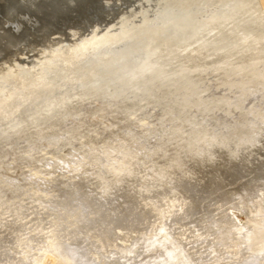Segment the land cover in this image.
I'll return each instance as SVG.
<instances>
[{"label": "rangeland", "instance_id": "rangeland-1", "mask_svg": "<svg viewBox=\"0 0 264 264\" xmlns=\"http://www.w3.org/2000/svg\"><path fill=\"white\" fill-rule=\"evenodd\" d=\"M10 1H19V0H10ZM61 1L34 0L36 4L35 5L30 4V6L28 7L36 15L35 17H37L38 14L40 15L36 18V20L30 19L31 26L29 25L22 26L19 35H16L17 37L18 36L20 37L22 35L21 39L19 40L16 39L18 40V42L15 44L12 43V45L9 46L6 43V40L0 42V48L2 50L0 52V90L2 89L0 91V99L4 98L5 96L4 92L6 90V87L9 89H16L17 86L21 87L23 84H34L35 82L37 83V80L39 79L38 75L40 76V73H42L43 71L46 72L47 70L45 69V67H43V69L42 67L38 68L37 67L38 63L40 64V62L42 61H46L50 58L54 59L57 57L59 58L62 57L63 59L61 58V60H65L67 53H63L64 55L62 54L60 55L59 53L66 52L67 51L66 49L73 48V46L76 43L83 41L84 37L87 38L88 40L92 39L93 37H97V35H100L105 30V28L109 27L110 25L115 24L116 26L119 19L120 18L123 19V17L125 20L121 19V21H126L128 19H133V18L135 21L138 20L144 21L149 17H153V15L156 12H158L161 8H163L162 7L163 3L159 0H137V1L136 0H78V1L61 0ZM144 1L147 3H145ZM210 1L211 2H208V6H214L218 3L217 0H210ZM247 1H246L247 7L250 9V6H252L250 10L254 12L253 17L250 18L248 23L251 24L255 22L254 23L255 26L246 27L245 29V27L242 26L241 24H235L232 27L226 29L227 32L223 30L222 35H221V31H218L219 33L217 32V34L218 35L220 34L221 36V37L219 36L220 38V42L218 43L219 45L215 46V48L209 47L210 42L208 41H211L209 37L208 38L209 40L208 39L205 40L207 42L205 43L207 44V46L200 47L201 48L200 51H199L198 43L196 42L195 44L191 43L194 41L193 39H195V37L197 35H200L201 33L211 36V34L212 35L216 34V32L215 30H211L212 28H208L209 30L206 28L205 30H203V32L199 29L198 30L194 29L192 31L193 32L197 31L195 32L197 35L195 33H192V31H190L189 34L187 33L183 38L188 39V42H186L187 40H184L182 38V40H184L185 43L184 41L179 43L180 47L178 48V50L175 51V54H173V56L172 55L162 56L159 60L156 61L157 63L156 65L159 66L162 70L161 74L159 75L164 76V73L179 74V75L181 74L182 75L181 80L169 79L170 81H164V82L162 80L149 81L150 83L148 84V89L144 90L145 93L144 91L143 93L140 92L138 96L135 97L136 99L134 98L132 101L135 103L131 102V104L125 102L126 99L123 98H120L119 100L117 99L114 101H110L108 98H105L101 95L99 97L98 96L93 97L90 100L82 101L77 106L72 108L73 110L72 109L65 110L66 113L63 111L60 114L62 116L60 117L57 116L54 120V122L56 123L52 122L48 126H46L45 131L42 135L43 137L41 136L40 138L28 143L25 142L24 137L21 134L15 137L14 139H12L11 141H9L8 144L6 143L3 147L1 146L0 148V210H1L0 214L1 215L0 216L6 215V213H3V211H7L9 209L17 210V212L20 213L18 216L19 223L17 220L11 223L10 226L11 233H8V235L10 236L11 234H14L13 231L17 229H19L20 232H23V234L21 233L22 234L21 236V234L18 231H15V233H18L20 237L17 235L16 236L17 239H14L15 238L14 236L15 234H14L13 235L14 238H9L8 235H4V233L7 234L8 230L4 231L3 227L2 226L0 227V241H2L0 243L1 244L3 243V245H0V264H10L11 263L10 260H13L14 262L18 261L19 259H16V256L18 254L20 256L21 254L22 255L24 254L22 257L24 261L26 260L25 264H29V263L30 264H64L63 261L60 262L61 259H59L57 255L54 254L53 252L48 251L44 255L38 253L40 252L42 253V249L45 248L46 245L49 246L50 244L49 242H51L53 239H55L56 241L57 239H59L60 241V239H62L61 238L62 235L60 232L64 234L65 230L69 231L70 229V231H74L78 233L80 232V230H83L84 225L86 224V220L89 221L90 218L92 221L93 218L94 220H97L95 219V217L97 218L98 216L100 217L102 216L103 218L101 217L99 219L98 217L100 221L99 220L93 221L97 225L95 227L96 229L94 228L89 233H87L85 235L86 237L85 236L83 237V239H87V240H85L84 243L81 242L82 244H85L84 246L83 245L81 246L85 247L88 244L87 245L88 247L87 246L86 247L91 248L92 250L93 248L98 249L99 252L100 250L102 251L109 250L105 253L104 251L103 252L101 251L103 255L106 254L105 257L100 256L101 252L98 254L99 257L102 258L97 260L96 264L99 263L106 264L108 263V261H110L109 263L114 264V262H116L115 264L118 263L120 264V261L123 262V260L121 259L122 255L132 256L134 254L142 255L141 257L136 256L133 258L134 261H139L142 257L147 256L149 253H151L153 256L157 255L158 253L155 251L159 252L165 246L171 248L172 247L177 248L178 252H182L190 260L192 258L191 261L193 263L196 262L199 264H204L206 260L204 259V261L202 262L203 260L202 257L210 256L213 250L215 251V252L213 251V253L215 255H218L216 257L220 259L225 255L227 251H228L227 253H229V256L232 255V250H231L232 245L234 241L235 242L237 241L238 238H235L234 235L232 238L235 240L230 239L231 237H229L230 239L229 240L227 236L222 237V239L223 238L227 239V242L230 243L231 246H229L227 242H225V245L224 243L221 244V242H214V240L212 239L213 237H209V239L210 240L212 239V241L214 242L213 244L212 241H208L209 239L207 240L208 241L207 242L205 238L208 237L206 236L208 234L209 236L210 235L213 236V232L211 234L212 228L215 229L217 228V227L209 226V222L206 223L207 218L208 221H210V219L213 220V218L215 217L214 219L218 221V218H223V216H226L227 218L225 217V219H230V221L232 219V222H234V224L236 223L238 225H242L248 222V218L250 219V217L248 216H250V214H253L254 216L259 212L261 213L262 211L260 208L261 207L263 208L264 206L263 203L264 180L263 178H261L262 176L261 177L259 176L260 171H262L260 173H264V156H263L264 154H262L264 153V150H262L263 151L262 152L261 149L259 148V147L264 148L263 146L264 142L261 143V141H264V127L262 129H259L260 131L259 133L262 134L255 135V137L252 138V142L250 143L251 146L247 145V147L246 146H243V148L240 147V149L242 148L241 152L243 153V155L246 156L247 161L248 159L250 160V162L259 159L258 161L261 162L260 164L258 163L260 171L259 168L256 169L257 168L256 166L254 168V166L251 165L249 168H252L253 166L254 169L252 168V170L249 169L250 171L248 172L247 170L243 172L242 169L245 168L247 169L250 163L249 165L247 163L245 165L244 163L245 166H243L241 160L243 162L245 158H242L243 156H240L242 154L239 153V156L228 154L224 152L225 150L224 151L220 150L219 147L211 150V146H210V139H212L213 137L215 138V140H219L221 143L223 142V144H225L227 140L228 141L226 143L228 144H230V142H233L234 140L239 141L241 138L239 136L245 134L247 130L253 132L254 129H257L253 126L255 125L257 126L258 122L259 125L260 122L264 120V64H263L264 47L262 48V46H264V42H263L264 41L263 38L264 37V29H263L264 0H252V1L247 0ZM57 2L59 3V5ZM139 7L141 9L144 7L142 10L143 12L141 11V9H139ZM145 9L146 11H144ZM138 11L142 12V14L141 13L140 14L143 17L140 16V14L138 17L137 16L138 14L135 15L133 13ZM258 18H260V20ZM257 20L260 21L261 24ZM256 25H259V27ZM11 28L12 27L10 26H6L5 24H2V22L0 21V29H1L0 35H4V32L10 33L11 31H13ZM252 28H256V29L258 28V30ZM240 29L241 31L243 30L242 32L244 35L240 31ZM254 31L257 35L256 34L254 35ZM93 32H95L96 35L93 36L94 34ZM223 33H225L224 34L225 37ZM245 33L248 35L247 37H245L246 36ZM194 34L195 37L193 36ZM251 34L254 36H252ZM88 35L89 37H87ZM236 35L237 36L239 35L240 37L242 36L243 38L236 37ZM251 36L255 38V40ZM258 36L261 38H259ZM248 37H251L249 38L250 43ZM235 38L236 39L239 38L238 41L235 40ZM230 40L233 42H231ZM225 42L228 43L226 44ZM234 42L237 44H235ZM2 43H3V47H2ZM248 43L251 45H249ZM173 44H177V42H174ZM184 44L189 45L190 47L189 46L185 47ZM226 45L228 46L229 50ZM193 46L194 47L196 46L195 48L197 47L198 48L195 49ZM235 46L237 47L239 46V48ZM207 47H209V49ZM233 47H235L236 49H234ZM249 47L251 48V50H249L250 49ZM185 48L193 49V54L188 57L190 58V60L185 57L184 53H182L184 52ZM254 48H255V53L253 51ZM225 49H227V51H225ZM231 49H233L234 51ZM237 49L238 51L235 52V50ZM230 50L233 53H231ZM246 50L247 51L249 50L250 53L249 51L247 52ZM220 51H222V53ZM204 52L207 53V55L209 54L208 56L212 59H210ZM56 53H58L59 55ZM237 53L238 55H236ZM240 53H243V55L242 54L240 55ZM250 54L252 55V57ZM222 55H224V57ZM227 55L228 58L226 60ZM180 56H183L182 59L184 58L185 60L184 59L182 60ZM221 56L223 59L220 58ZM164 57L166 59H164ZM230 57L233 59H230ZM244 57L248 58L249 61ZM235 62H238V64ZM250 62L252 63L251 64L252 66L250 65ZM174 63L175 65L177 64L176 65L177 68L174 67ZM195 63L196 64L198 63L199 65L198 64L196 65ZM197 66L198 67L200 66L201 68L200 67L198 68ZM243 66L246 67H244L243 69ZM169 67L177 71H174ZM241 69L243 70L241 71ZM38 70H40L41 72ZM244 71L246 72L247 75L244 74L245 73ZM248 75L250 76L248 77ZM254 76H259V77H254ZM133 85L136 88L138 87L140 88L141 83L135 81ZM168 85L169 87H167ZM134 87L132 89L131 88L128 89L129 90L128 93L127 92L125 93L132 95L135 92L134 94H136ZM55 130L57 131L54 132ZM54 136H56L57 138ZM196 136L198 137L204 136L205 141L203 140L204 142H197L196 140H194ZM237 141L234 142L237 143ZM246 143H249V139L244 140L242 145H245ZM255 145L257 148L255 147ZM98 156L101 157L97 158ZM254 163H255L254 165H256V161H254ZM131 165L138 166L139 169L137 170V175H144V174L147 175L150 172H154V174L159 173L158 175L161 174L163 176L162 178L163 180L160 182L158 188L160 190H158L157 193L148 194V198L149 196L151 197L150 199H147L146 194H143V196L146 195L145 197L139 195L140 197L135 199L136 202L134 201V198H126L125 196H121L122 192L120 191H123L122 188L123 189L125 188L119 186L121 184L120 183L121 175H118L117 173L110 174L108 172V169L111 168L112 166H119L118 168L122 171L125 167L126 168L124 170H128L132 168ZM241 165L244 168H242ZM193 166H195V168L197 169H195ZM235 169L237 170L236 172L240 170L239 171L240 174L239 173L236 174L234 172ZM257 170L259 172H257ZM241 172H243L242 173L243 176L241 175ZM107 173L110 175H106ZM232 173H235L237 176L235 174L233 175ZM94 177L96 179L99 178L98 181L100 180L99 182L101 183V186L98 185L96 186L97 188L95 187L96 190L94 191L95 193L87 192L86 191L87 186L84 185H88V184L92 185V183L88 181L89 179ZM213 178L214 180H216L215 183L218 182L215 185L217 189H218L217 185L221 184L220 185L221 187L219 186L220 188L218 189V191H216L213 187V184H215L214 182H212ZM208 180L210 181L209 185L213 183L212 185L208 186L209 188H211V186L213 187V189L215 190V192L213 191V193H211L212 189L210 190L207 189L208 184L204 183V182H208ZM137 183L141 184L143 182L140 181ZM67 184H69L70 188L67 187L68 186ZM209 191H211L210 195H209ZM86 193L88 197H86ZM91 194L94 195L91 196ZM104 194L106 195L108 194L109 196L107 195L108 196L107 197ZM232 195L233 198L236 197L237 199H239L243 204V206L246 207L244 208L240 203V201L239 202L237 201V203H239L237 204L235 201L236 198L235 199L231 198ZM63 197H66L67 201ZM92 197L93 199H90ZM141 197L143 199H146L147 204L149 202L155 203L156 210L153 212V214L147 213L148 211L151 212V210L147 208L149 207L147 204L146 206H144L145 200H143ZM68 198L70 201L68 200ZM102 198H105L106 200H103ZM221 198L223 199L221 200ZM224 198L226 200H224ZM94 199L96 200L95 202ZM107 200L108 201L110 200L112 202L109 203L110 201L107 202ZM60 201L64 203V206L66 208L61 207L63 205H61ZM99 201H101L102 203H100ZM79 202L80 204H78ZM91 202H93L92 203L93 205L91 204ZM142 202L144 205L142 204L143 207L141 206L140 208V204ZM190 202H194V204L198 208L194 204L191 205ZM195 202L199 204H196ZM225 202L230 205L228 206ZM233 203L236 204V206ZM115 204L117 206H115ZM259 204L260 205L262 204L261 207ZM75 205H77V208ZM134 205H136L137 207ZM168 205H172V206H168ZM237 205H239V207ZM78 206L80 208H78ZM83 206L84 208L87 206L86 209H84ZM192 206H194V208H192ZM209 206L212 207L210 208ZM12 207H14V209ZM67 207H69L70 210ZM74 207L75 210H73ZM145 207L146 209H148L147 212H144L146 210ZM188 207L191 210H189ZM103 209H105L106 211ZM112 209L115 213H113ZM125 209L127 210L130 209L127 212V214L124 213ZM131 209L134 213L131 211ZM209 209L212 210V213L216 215L215 216L214 214L211 215L212 213L209 212ZM221 209L223 211H221ZM121 210L123 211L120 214ZM182 210L184 211V213ZM216 210H218L217 213H215ZM67 211L70 214L67 213ZM93 212L94 214L101 212L102 215L99 214L94 215L92 214ZM106 212L108 213L110 212L109 215ZM111 213L112 215L113 214L115 215V217L113 215L114 218L112 217ZM131 213L132 215L133 214L135 215H133L132 217ZM263 213H264V209H263ZM84 214H86L87 217ZM87 214H90V216H92L93 218ZM116 214H118L119 216ZM121 215H123V217ZM125 215H128L126 217H129L130 215V218H126ZM109 216L112 218L113 221L109 220L111 219L109 218ZM5 217L6 216L2 218ZM140 218L141 220L143 219L144 220L141 221L139 220ZM102 219L104 220V222L109 221L108 222L109 224L107 222H105L106 224L102 222L103 221ZM114 219H116L117 221H115ZM136 219H138L139 221L137 220L138 221L137 222ZM5 220L6 218L3 219V221L1 222L3 223L5 222ZM147 221L148 223H146ZM203 221L205 222V225ZM195 222L199 224H196ZM223 223L225 224V222ZM203 225L205 226V228ZM206 225H208L207 229H206ZM104 227L108 228L109 231L108 229H104ZM198 227L199 228L203 227V228L202 229L200 228L201 230H199ZM191 230L196 231V234L197 236H199L198 238L201 239V241L204 239L203 241L209 244L207 245L208 248L206 244H204V242H201L199 239H196L199 240L198 243L199 244L203 243V244L199 245L196 241H195L196 243L194 244V241L192 239L193 231ZM36 231H40L41 233L40 232L38 233ZM42 232L45 233L43 234ZM185 232L188 234H186ZM165 233H167V235ZM162 234L165 236V238L164 236H162ZM191 234H192L191 236L192 238H187ZM196 234H194L195 235L194 238H197ZM186 235H189L186 237V239H190L192 241L190 242L193 244L190 243L189 245V243L186 242L188 240H185V242L188 245H186V243L184 244L183 237H185ZM63 236L64 239L67 238L66 235ZM167 236L177 240L180 239V241L179 240L178 242L176 241V244L173 241L172 244L170 243L172 245L171 246L166 240L165 242L162 240L163 238L166 239ZM6 237H8L9 240L10 239L13 240H10L11 241L10 242L8 241V239H6ZM32 237L33 239H35L34 241H32L33 239L30 240V238ZM161 237L163 238L160 239ZM18 238L20 239V241ZM37 238H39L40 240ZM21 239L23 241L29 239L28 242L32 241V243L29 242L31 245L27 244L29 246L25 247L23 245L24 242L22 243ZM148 240H151L149 241L150 243L148 242ZM152 240L154 243L152 242ZM231 240H233V243ZM64 241L65 240H63V243ZM87 241L88 243L86 244ZM145 242H148L149 246L146 245ZM156 242L159 243L157 244ZM209 242L213 246L219 243V245L214 246L216 248L217 247L219 248L212 249V251L209 252L210 255L207 254L208 253L207 249L209 251V249H211V247L213 248V246H211ZM226 243L228 247L226 246ZM176 245H178L179 248L176 247ZM20 246L22 249L20 248ZM142 246L144 247L142 248ZM238 246L240 247V244ZM145 247H148L149 249L148 248L145 249ZM185 247L186 248L188 247L187 250ZM37 249H39L40 252ZM114 249L116 251H114ZM177 249H173L174 252L175 251L177 252ZM225 249L228 250L225 251ZM233 249H234L233 252L235 253V249L237 250L238 247ZM98 250L97 251L95 250V252H98ZM220 250L221 252L224 250L223 252L225 253L222 252L223 253L222 254ZM199 251L201 252V254L199 253ZM202 253L205 254L203 255ZM36 254H38L39 256ZM12 255L13 256L16 255V256L13 257ZM33 255L36 257H34ZM242 255L244 254H241V256ZM107 256L109 257L108 261L106 260ZM229 256H227L226 258L229 259L232 258L231 256L230 257ZM232 256L234 257L235 255ZM110 257H112V259ZM138 257L140 258L139 260ZM235 257H238V255H236ZM115 258L116 261L114 260ZM118 258H120L121 260ZM188 258L185 261H188L189 260ZM29 259L30 261H28ZM147 259L148 258H145V260ZM210 259L211 258H209L208 261H211ZM229 259H227L228 260L227 263L231 262L232 260L230 259L229 261ZM224 260L225 259H222L223 264H225ZM210 263L211 262H209V264Z\"/></svg>", "mask_w": 264, "mask_h": 264}, {"label": "bare ground", "instance_id": "bare-ground-1", "mask_svg": "<svg viewBox=\"0 0 264 264\" xmlns=\"http://www.w3.org/2000/svg\"><path fill=\"white\" fill-rule=\"evenodd\" d=\"M59 1V0H58ZM61 1V0H60ZM78 1V0H77ZM137 1V0H136ZM161 1L163 4V8H161L158 12H156L153 17H149L147 18L146 20L144 21H135L134 18L133 19H128L126 21H121L122 18L119 19V21L117 22L116 26L115 24L114 25H110L109 27L105 28V32L103 31L100 35H97V37H93L92 39L88 40L87 38L84 37L83 41L79 42V43H76L73 48L71 49H66L67 51L66 52H62V53H59L60 55H64L63 53H67L66 55V59L65 60H61V58L57 57V58H54V59H48L46 61H42L40 62V64L38 63L37 67H45L46 72H42L40 73V76L38 75L39 79L37 80V83L35 82L34 84H23L21 87L17 86L16 89H9L6 87V90H5V96L4 98H1L0 99V148L1 146L3 147L6 143L8 144L9 141H11L12 139H14L15 137H17L18 135H23L24 137V140L25 142H32L38 138H40L44 131H45V127L48 126L50 123L54 122L55 118L57 116H62L60 115L63 111L65 112V110H70L72 108H74L75 106H77L79 103H81L82 101H85V100H90L92 99L93 97H96V96H103L105 98H108L110 101H114V100H119L120 98H123V99H126L125 102H128L129 104H131V102L133 101V99L138 96V94L140 92L143 93L144 90L148 89V84L150 83L149 81H154V80H159V81H170V80H181L182 79V75L180 74H166L164 73V76H161L159 74H161L162 70L159 66H157L156 64V61L159 60L162 56H173V54H175V51L178 50V48L180 47L179 46V43L180 42H183L184 40H187L186 42H188V39H185L183 38L187 33L189 34L190 31L194 30V29H199L203 32V30H205L206 28H212L211 30H215L216 34H211V36L207 35V34H204V33H201L200 31V35H197L195 32L192 31V33H195L197 36L195 37V34L193 35L195 37V39H193L194 41L191 42V43H198L199 45V51H200V47H203V46H207V43L205 40H207L209 37H210V40L211 41H208L210 42L209 44V47H214L219 45L218 43L220 42V34L218 35L217 32L218 31H221V35H222V32L223 30L226 31V29L232 27L233 25L235 24H241L242 26L245 27H251V26H255L254 23H251L249 24L248 21L250 20L251 17H253V13L250 9L252 6H250V9L247 7L246 5V1L247 0H217L218 3L214 6H208V2H211L210 0H159ZM252 1V0H251ZM51 2V1H50ZM55 2V1H54ZM62 2V1H61ZM145 2V1H144ZM215 2V1H214ZM248 2V1H247ZM38 3V2H37ZM52 3V2H51ZM58 3V2H57ZM147 3V2H145ZM150 3V2H149ZM249 3V2H248ZM247 3V4H248ZM30 4H36L34 2V0H19V1H10V0H2L0 1V21L2 22V24H5L6 26H10L12 27L11 29L13 31H11L10 33L8 32H4V35H0V42L3 41V40H6V43L7 45H12L17 43L19 39H21V36L17 37L16 35H19L20 31H21V28L23 25H29L31 26L30 24V19L33 17H35L36 15L33 13L32 10L29 9L28 6H30ZM53 4V3H52ZM71 4V3H70ZM140 4V3H139ZM49 5V4H47ZM54 5V4H53ZM59 5V3H58ZM141 5V4H140ZM37 6H40V5H37ZM67 6V5H66ZM53 7V6H52ZM147 7V5H146ZM254 7V6H253ZM256 7V6H255ZM144 8V7H143ZM143 8L141 9L139 7V9H141V11L143 10ZM157 8V7H156ZM54 10V9H53ZM61 10V9H60ZM141 11H138V12H133L135 15H137L139 17V14L142 12ZM146 11V9L144 10ZM140 14V16H142ZM126 16V15H125ZM136 16V17H137ZM135 17V16H134ZM143 17V16H142ZM145 17V16H144ZM256 17V16H255ZM128 18V17H126ZM141 18V17H140ZM257 18V17H256ZM124 19V17H123ZM122 19V20H123ZM142 19V18H141ZM260 20V18H258ZM36 20V19H35ZM125 20V19H124ZM258 21V20H257ZM37 22V21H36ZM260 23V21H258ZM257 23V22H256ZM263 23V22H262ZM261 24V23H260ZM259 27V25H256ZM263 26V25H262ZM261 26V27H262ZM240 27V26H239ZM238 27V28H239ZM243 27V28H244ZM5 28V27H4ZM252 29H256V28H252ZM264 29V28H263ZM1 30V29H0ZM209 30V29H208ZM235 30V29H234ZM239 30V29H238ZM258 30V28L256 29ZM255 30V31H256ZM95 31V29H94ZM241 31V29H240ZM243 31V30H242ZM241 31V32H242ZM252 31V30H251ZM254 31V35L256 34ZM261 31H262V28H261ZM199 32V31H198ZM227 32V31H226ZM229 32V31H228ZM234 32V31H233ZM258 32V31H257ZM3 33V32H2ZM93 36L96 35L95 32H93ZM210 33V32H208ZM219 33V32H218ZM252 33V32H251ZM259 33V32H258ZM262 33V32H261ZM92 34V33H91ZM225 33H223L224 35ZM231 34V33H230ZM229 34V35H230ZM243 34V32H242ZM246 34V33H245ZM248 34V32H247ZM246 34L245 37H247L248 35ZM250 34V33H249ZM244 35V34H243ZM252 35V34H251ZM252 35V36H254ZM257 35V34H256ZM191 36V35H190ZM251 36V37H252ZM261 36V34H260ZM263 36V35H262ZM12 37V38H11ZM89 37V35L87 36ZM221 37V36H220ZM225 37V35H224ZM227 37V36H226ZM232 37V36H231ZM236 37H239L241 38L239 35ZM244 37V38H245ZM251 37H248L251 38ZM259 37V36H258ZM8 38V40H7ZM83 38V37H82ZM182 38L184 40H182ZM238 38V39H239ZM243 38V37H242ZM253 38V37H252ZM257 38V36H256ZM261 38V37H259ZM258 38V39H259ZM264 38V37H263ZM18 39V40H16ZM190 39V37H189ZM225 39V38H223ZM222 39V40H223ZM229 39V38H227ZM226 39V40H227ZM238 39L235 38V40L238 41ZM255 40V38H253ZM182 40V41H181ZM209 40V39H208ZM224 40V41H226ZM241 40V39H240ZM262 40V39H261ZM223 41V42H224ZM231 41V40H230ZM243 41H246V40H243ZM259 41V40H257ZM174 42H177V44H173ZM233 42V41H231ZM236 42V41H235ZM234 42V43H235ZM254 42V41H253ZM264 42V41H263ZM185 43V41H184ZM190 43V44H191ZM226 43V42H225ZM228 43V42H227ZM226 43V44H227ZM247 43V42H246ZM249 43H250V39H249ZM248 43V44H249ZM252 43V41H251ZM73 44V43H72ZM173 44V45H172ZM189 44V43H188ZM232 44V43H231ZM237 44V43H235ZM239 44V43H238ZM244 44V43H243ZM181 45V44H180ZM185 45V44H184ZM225 45V44H224ZM230 45V44H229ZM242 45V44H241ZM251 45V44H249ZM248 45V46H249ZM253 45V44H252ZM255 45V43H254ZM253 45V46H254ZM261 45V44H260ZM189 45H185V47H187ZM197 46V44H196ZM195 46V47H196ZM227 46V45H226ZM232 46V45H231ZM234 46V45H233ZM247 46V47H248ZM256 46H257V43H256ZM2 47H3V43H2ZM6 47V46H5ZM13 47V46H12ZM190 47V46H189ZM192 47V46H191ZM194 47V46H193ZM194 47V48H195ZM209 47H207L209 49ZM237 47V46H235ZM235 47H233L234 49H236ZM243 47V46H242ZM255 47V46H254ZM260 47V46H258ZM264 46H262L263 48ZM184 48V47H183ZM182 48V49H183ZM198 48V47H197ZM195 48V49H197ZM222 48V47H221ZM226 48V47H225ZM228 48V46H227ZM239 48V46L237 47ZM241 48V47H240ZM250 48V47H249ZM257 48V47H256ZM243 49V48H242ZM245 49V48H244ZM258 49V48H257ZM63 50V49H61ZM60 50V51H61ZM203 50H206V49H203ZM215 50V49H214ZM229 50V48H228ZM233 50V49H231ZM230 50V51H231ZM251 50V48L249 49ZM248 50V51H249ZM1 48H0V52H1ZM11 51V50H10ZM197 51V50H196ZM202 51V50H201ZM208 51V50H207ZM213 51V50H212ZM211 51V52H212ZM219 51V49H218ZM217 51V53H218ZM223 51V50H222ZM222 51H220L222 53ZM225 51H227V49H225ZM234 51V50H233ZM238 51L235 50V52ZM240 51V50H239ZM247 51V50H246ZM247 51V52H248ZM254 53H255V48H254ZM258 51V50H257ZM179 52V51H178ZM182 52V51H181ZM203 52V51H202ZM206 52V51H205ZM204 52V53H205ZM242 52V51H241ZM247 52H244V53H247ZM180 53V52H179ZM185 54V57L187 59L190 60V58H188L189 56H191L193 54V49H186L184 50V52H182ZM210 53V52H208ZM214 53V52H213ZM231 53H233L231 51ZM250 53V51H249ZM257 53V52H256ZM58 54V53H56ZM55 54V55H56ZM58 54V55H59ZM195 54H198V53H195ZM203 54V53H201ZM207 55V53H205ZM235 54V53H234ZM243 55V53H240V55ZM258 54V53H257ZM179 55V54H178ZM205 55V56H206ZM209 55V54H208ZM207 55V56H208ZM213 55V54H212ZM216 55H219V54H216ZM221 55V54H220ZM229 55V54H228ZM228 55L226 57V60L228 58ZM232 55V54H231ZM238 55V53L236 54ZM251 55V54H250ZM259 55V54H258ZM196 56V55H194ZM204 56V55H203ZM215 56V54H214ZM224 57V55H222ZM222 56L220 58H222ZM257 56V55H256ZM261 56V55H260ZM177 57V56H175ZM174 57V58H175ZM181 59L183 56H180ZM193 57V56H192ZM209 57V56H208ZM232 57V56H231ZM230 59H233L231 58ZM240 57V56H239ZM238 57V58H239ZM243 57V56H242ZM252 57V55H251ZM168 58V57H167ZM210 58V57H209ZM208 58V59H209ZM216 58V57H214ZM235 58V57H234ZM237 58V57H236ZM246 58V57H244ZM254 58V56H253ZM63 59V58H62ZM164 59H166L164 57ZM169 59V58H168ZM173 59V57H172ZM180 59V58H178ZM184 59V58H183ZM182 59V60H183ZM212 59V58H210ZM223 59V58H222ZM248 60V58H246ZM244 59V60H246ZM177 60V59H175ZM185 60V59H184ZM200 60V59H199ZM239 60V59H238ZM252 60V58H251ZM257 60V59H255ZM63 61V62H61ZM170 61V60H169ZM173 61V60H172ZM210 61V60H209ZM236 61V59H235ZM249 61V60H248ZM171 62V61H170ZM179 62V61H178ZM177 62V63H178ZM182 62V61H181ZM206 62V61H205ZM216 62V60H215ZM218 62V61H217ZM223 62V61H222ZM232 62V61H231ZM242 62V61H240ZM247 62V61H246ZM252 62V61H251ZM250 62V65L252 64ZM254 62V61H253ZM200 63V62H199ZM203 63V62H202ZM201 63V64H202ZM207 63V62H206ZM230 63V62H228ZM234 63V62H233ZM238 64V62H235ZM249 63V62H248ZM170 64V63H169ZM179 64V63H178ZM185 64V63H184ZM196 64V63H195ZM198 64V63H197ZM196 64V65H197ZM232 64V63H231ZM247 64V63H246ZM255 64V63H253ZM264 64V63H263ZM160 65V64H159ZM177 65V64H176ZM175 63H174V67H176ZM187 65V64H186ZM194 65V64H193ZM195 65V66H196ZM199 65V64H198ZM210 65V64H209ZM249 65V64H248ZM33 66V65H32ZM166 66V65H165ZM168 66V65H167ZM171 66V65H170ZM179 66V65H178ZM201 66V65H200ZM199 66V67H200ZM203 66V65H202ZM215 66V65H214ZM238 66V65H236ZM252 66V65H251ZM255 66V65H253ZM258 66V65H257ZM173 67V66H172ZM173 67V68H174ZM185 67V66H184ZM198 67V66H197ZM198 67V68H199ZM210 67V66H209ZM242 67V66H241ZM244 67L246 66H243V69ZM168 68V67H167ZM170 68V67H169ZM177 68V67H176ZM191 68V67H189ZM201 68V67H200ZM206 68V67H205ZM240 68V67H239ZM248 68V66H247ZM252 68V67H250ZM249 68V69H250ZM257 68V67H256ZM25 69V68H24ZM172 69V68H170ZM213 69V68H212ZM234 69V68H233ZM241 69V71L243 70ZM254 69V68H253ZM37 70V69H36ZM35 70V71H36ZM41 70V68H40ZM38 70V71H40ZM174 70V69H172ZM214 70V69H213ZM217 70V69H216ZM237 70V69H236ZM239 70V69H238ZM37 71V72H38ZM171 71V70H169ZM174 71H177V70H174ZM191 71V70H190ZM253 71V70H251ZM41 72V71H40ZM182 72V71H181ZM185 72V71H184ZM202 72V71H201ZM245 72V71H244ZM250 72V71H249ZM248 72V73H249ZM34 73V72H33ZM168 73V72H167ZM183 73V72H182ZM196 73H197V70H196ZM200 73V72H199ZM198 73V75H199ZM253 73V72H252ZM32 74V73H31ZM37 74V73H36ZM195 74V73H194ZM238 74V72H237ZM246 74V72L244 73ZM247 75V74H246ZM256 75V74H255ZM21 76V75H20ZM23 76V75H22ZM35 76V75H34ZM37 76V75H36ZM184 76V75H183ZM188 76V75H187ZM186 76V77H187ZM191 76V75H190ZM250 75H248L249 77ZM261 76V75H260ZM254 77H259V76H254ZM24 78V77H23ZM192 78V77H191ZM251 78V77H250ZM170 79V80H169ZM21 80V79H20ZM189 80V79H188ZM30 81V80H29ZM135 81H138V83L140 82L141 83V86L140 88H136L134 87V82ZM9 82V81H8ZM27 82V81H26ZM34 82V81H33ZM6 83V82H5ZM22 83V82H20ZM24 83V81H23ZM175 83V82H174ZM8 84V83H7ZM15 84V83H13ZM6 85V84H5ZM20 85V84H19ZM171 85V84H169ZM169 85L167 87H169ZM119 86V87H117ZM19 87V88H18ZM135 88V91H136V94H126L125 92L128 93V89H132V88ZM173 88V87H172ZM4 89V88H3ZM2 90V89H1ZM0 90V91H1ZM166 91V90H165ZM145 93V91H144ZM147 96V95H146ZM136 99V98H135ZM104 100V99H103ZM136 101V100H135ZM138 101V100H137ZM105 102V101H104ZM127 103V104H128ZM132 103H135V102H132ZM136 107V106H135ZM127 109V108H126ZM133 109V108H132ZM131 109V111H132ZM137 109V108H136ZM73 110V109H72ZM71 110V111H72ZM128 110V109H127ZM70 111V112H71ZM126 111V110H124ZM128 112V111H127ZM66 113V112H65ZM58 117V119H59ZM57 119V120H58ZM260 120V119H259ZM59 122V121H58ZM258 122V121H257ZM56 123V122H54ZM259 123V122H258ZM257 123V126H253L257 129H254L253 132H251L250 130L243 134L242 136H239L241 137L239 141L237 140H234V141H237L236 142H230L232 140H230V144L226 143L223 144V142L221 143L219 140H215V138L213 137L212 139H210V146H211V150L214 149V148H220V150H225L224 152L225 153H228V154H232V155H236V156H239V153L242 154L240 156H243L242 158H245L244 161L242 162L241 160V163H243V166L246 165V163L249 165L248 168L246 169H242V171L244 172L245 170L250 171L252 170L253 166L255 168V166L257 167L256 169L259 168V164L261 163L260 161H258L259 159H256L254 161H256V165H254V161H251L248 159H246V156L243 155V153L241 152V149L243 148V146H246L247 145H250L251 146V142H252V138L255 137V135H258V134H262V133H259V129H262L264 127V120L260 122V124L258 125ZM54 127V126H53ZM51 127V128H53ZM236 127V126H235ZM233 128V127H232ZM55 129V128H54ZM49 130V129H48ZM77 130V129H76ZM46 131H47V128H46ZM52 131V129H51ZM57 130H55L54 132H56ZM59 132V131H58ZM128 132V131H127ZM262 132V131H261ZM257 133V134H256ZM56 134V133H55ZM262 136V135H261ZM43 137V136H42ZM47 137V136H46ZM56 137V136H54ZM66 137V136H65ZM249 137V138H248ZM57 138V137H56ZM64 139V138H63ZM205 137L204 136H196L194 140H196L197 142H204L205 140ZM237 139V138H236ZM249 139V143H246L245 145H242V143L244 142V140H248ZM256 139V138H255ZM204 140V141H203ZM207 140V139H206ZM208 142V141H207ZM264 142V141H261V143ZM27 143V144H28ZM257 143V142H255ZM202 144V143H201ZM221 144V145H220ZM206 146V145H204ZM258 146V145H257ZM263 146H264V143H263ZM240 147H242L240 149ZM256 147V145H255ZM208 148V147H207ZM257 148V147H256ZM262 150H264V148L262 147H259ZM218 150V149H216ZM211 152V151H210ZM244 152V151H243ZM248 152V151H247ZM263 152V151H262ZM212 153V152H211ZM130 154V153H129ZM245 154V153H244ZM264 154V153H262ZM261 154V155H262ZM98 155V154H97ZM227 156V155H226ZM264 156V155H263ZM94 157V156H93ZM101 156H98L97 158H99ZM132 157V155H131ZM134 157V156H133ZM250 157H253V156H250ZM127 158V157H126ZM234 158V157H232ZM132 159V158H131ZM134 159V158H133ZM252 159V158H250ZM75 160V159H74ZM110 160V159H109ZM247 161V162H246ZM101 162V161H100ZM253 162V163H252ZM245 163V165H244ZM259 163V164H258ZM133 164V163H132ZM135 164V163H134ZM258 164V166H257ZM251 165L252 168H249ZM72 166V165H71ZM111 167V166H110ZM119 166H112L111 168L108 169V172L110 174H118V175H121L120 177V185L119 186H122V187H125L124 189L122 188L123 191H120L122 192V195L120 193L121 196H125L126 198H134V201L136 202L135 199H137L138 197H140L139 195H142V197H147V199H150L151 197L149 196L148 198V194H152V193H157L158 189L159 188V185H160V182L163 180V176L160 174H154V172H150L148 173L147 175L144 174V175H137V170L139 169L137 165L135 166H132V168L128 169V170H120L118 168ZM195 168V166H193ZM242 167V165H241ZM240 167V168H241ZM239 168V169H240ZM244 168V167H242ZM253 168V169H254ZM197 169V168H195ZM250 169V170H249ZM186 171V170H185ZM199 171H202V170H199ZM237 170L235 169L234 172L237 174L239 173L236 172ZM254 171V170H253ZM259 171H260V168H259ZM257 170V172H259ZM233 172V171H232ZM241 172V175L242 173ZM262 172V171H260ZM259 172V176L261 178H263L264 180V176L263 174L264 173H260ZM146 173V172H145ZM156 173V172H155ZM198 173V172H197ZM208 173V172H207ZM214 173V172H213ZM235 173H232L233 175ZM110 174H106V175H110ZM201 174V173H200ZM235 174V175H236ZM240 174V173H239ZM75 175V174H74ZM230 175V174H229ZM116 176V175H115ZM199 176V175H198ZM231 176V175H230ZM237 176V175H236ZM243 176V175H242ZM201 177V176H200ZM214 177V176H213ZM258 177V176H257ZM259 177V178H260ZM41 178V177H40ZM95 178V177H94ZM94 178H91L89 179L88 182H91L92 185H84V186H87L86 187V191L87 192H94L96 191L95 190V187L96 186H101V183L98 181V179H94ZM115 178V177H114ZM46 179V178H45ZM71 179V178H70ZM84 179V178H83ZM88 179V178H87ZM104 179V178H103ZM190 179V178H189ZM217 179V178H216ZM78 180V179H77ZM102 180V179H101ZM105 180V179H104ZM213 180V181H212ZM211 181L215 183L216 180H214V178L212 179ZM219 180V179H218ZM262 180V179H261ZM70 181V180H69ZM74 181V180H72ZM79 181V180H78ZM81 181V180H80ZM85 181V180H83ZM143 182V183H137V182ZM204 181V180H203ZM209 180L208 182H204V183H207V187L212 185L213 183H211L209 185ZM229 182V181H228ZM67 183V182H66ZM73 183V182H72ZM83 183V182H82ZM103 183V182H102ZM202 183V182H200ZM218 183V182H217ZM213 184V187L216 191H218V189L221 187L219 184L217 185L218 186V189L216 188V184ZM221 183V182H220ZM69 187V184H67ZM81 185V184H80ZM223 185V184H222ZM4 186V185H3ZM220 186V187H219ZM213 187L211 186V188H207L208 190L212 189V192L209 191V195H210V192L213 193V191L215 192V190L213 189ZM7 188V187H6ZM70 188V187H69ZM97 188V187H96ZM2 189V188H1ZM63 191V189H62ZM100 191V190H99ZM103 192V191H102ZM208 192V191H207ZM68 193V192H66ZM95 193V192H94ZM98 193V192H97ZM104 193V192H103ZM110 193V192H109ZM112 193V192H111ZM230 193V192H229ZM64 194V193H63ZM70 194V193H69ZM143 194H146L145 196H143ZM195 194V193H194ZM65 195V194H64ZM94 195V194H91V196ZM106 195V194H104ZM108 195V194H107ZM106 195V196H107ZM103 196V195H102ZM109 196V195H108ZM107 196V197H108ZM229 196V195H228ZM227 196V197H228ZM67 197V196H66ZM66 197H63L66 201ZM86 197L87 196V193H86ZM95 197V196H93ZM90 198V199H93ZM106 197V199H107ZM141 197V198H142ZM70 198V197H69ZM68 198V200H69ZM101 198V197H100ZM119 198V197H118ZM231 198H233V195L231 196ZM236 198V197H235ZM233 198V199H235ZM58 199V198H57ZM56 199V200H57ZM96 199V198H95ZM94 199V202L97 200ZM103 200H106L105 198H102ZM123 199V198H122ZM143 199V198H142ZM141 199V200H142ZM200 199V198H199ZM223 198H221L222 200ZM231 199V200H233ZM127 200V199H126ZM131 200V199H130ZM145 200L144 201V204L143 202L140 204V208L141 206L143 207L146 206V199H143ZM158 200V199H157ZM156 200V201H157ZM189 200V199H188ZM224 200H226L224 198ZM223 200V201H224ZM230 200V198H229ZM252 200V198H251ZM64 201V200H63ZM70 201V200H69ZM68 201V202H69ZM76 201V200H75ZM91 201V200H90ZM89 201V202H90ZM98 201V200H97ZM102 201V200H101ZM101 201H99L100 203H102ZM110 201V200H109ZM107 200V202H109ZM132 201V200H131ZM130 201V202H131ZM148 201V200H147ZM162 201V200H161ZM165 201V200H164ZM236 203L237 201L239 202L240 200L236 198ZM61 202V201H60ZM112 201H110L109 203H111ZM168 202V201H167ZM166 202V203H167ZM234 202V201H233ZM251 202V201H250ZM254 202V201H253ZM263 202V201H262ZM261 202V203H262ZM32 203V202H31ZM63 202H61V207H65L64 206V203L62 204ZM93 202H91L92 204ZM97 203V202H96ZM114 203V202H113ZM134 203V202H132ZM191 205L194 204V202H190ZM196 203V202H195ZM222 203V202H221ZM226 203V202H225ZM232 203V202H230ZM235 203V202H234ZM233 203V204H234ZM241 203V201H240ZM264 203V202H263ZM262 203V204H263ZM25 204V203H24ZM60 204V203H59ZM73 204V203H72ZM80 204V202L78 203ZM95 204V203H94ZM98 204V203H97ZM143 204V205H142ZM171 204V203H170ZM182 204V203H181ZM196 204H199V203H196ZM217 204V203H216ZM227 204V203H226ZM225 204V205H226ZM239 204V203H237ZM242 204V203H241ZM261 204V205H262ZM9 205V204H8ZM39 205V204H38ZM46 205V204H45ZM53 205V204H52ZM57 205V204H56ZM69 205V204H68ZM71 205V204H70ZM74 205V204H73ZM82 205V204H81ZM93 205V204H92ZM113 205V204H111ZM149 207H147L150 211H148V209H146L145 207V211L144 212H147V213H150V214H153V212L156 210V205L154 202L152 203H148L147 204ZM195 205V204H194ZM209 205V204H208ZM221 205V204H220ZM228 206L230 204H227ZM236 206V204H234ZM260 205V204H259ZM260 205V207H261ZM12 206V205H10ZM29 206V205H28ZM76 208H77V205H75ZM90 206V205H89ZM102 206V205H101ZM115 206H117L115 204ZM129 206V205H128ZM136 206V205H134ZM163 206V205H162ZM168 206H172V205H168ZM196 206V205H195ZM218 206V205H217ZM227 206V207H228ZM239 207V205H237ZM243 206V204H242ZM256 206V205H255ZM32 207V206H30ZM54 207V206H53ZM57 207V206H56ZM59 207V206H58ZM71 207V206H70ZM82 207V206H81ZM87 207V206H86ZM86 207L83 208L86 209ZM92 207V206H91ZM99 207V206H97ZM137 207V206H136ZM190 207V205H189ZM188 207V209H189ZM197 207V206H196ZM210 207V206H209ZM212 207V206H211ZM210 207V208H211ZM219 207V206H218ZM217 207V208H218ZM241 207V206H240ZM244 208L246 206H243ZM248 207V206H247ZM14 209V207H12ZM55 208V207H54ZM66 208V207H65ZM69 209V207H67ZM78 208H80L78 206ZM89 208V207H88ZM105 208V207H104ZM113 208V207H112ZM117 208V207H116ZM115 208V209H116ZM120 208V207H119ZM128 208V207H127ZM139 208V207H138ZM185 208V207H184ZM192 208H194V206H192ZM198 208V207H197ZM232 208V207H230ZM228 208V209H230ZM19 209V208H18ZM42 209V208H41ZM52 209V208H51ZM73 209V208H72ZM90 209V208H89ZM102 209V208H101ZM123 209V208H122ZM166 209V208H165ZM171 209V208H170ZM169 209V210H170ZM186 209V208H185ZM184 209V210H185ZM208 209V208H207ZM243 209V208H242ZM248 209V208H247ZM251 209V208H250ZM261 213H257L253 216V214H250V219L248 218V222L246 224H242V225H238V224H234V222H232V219L230 221V219H225L226 216H223V218H218V221L215 220L213 217V220L210 219V221H208V218L206 220V223L209 222V226H212V227H217L216 229L215 228H212V231H211V234L213 232V236H209V234L206 236L208 238H205L206 241L209 239V237H213L212 239L214 240V242H221L224 243L225 245V242H227V239H222V237L224 236H227V238L229 239V237H231L230 239H233V235L235 238H238L237 241L233 243V240L232 243V255H238V257H233L232 255H230L232 258L231 262L227 263L229 258H226L227 256H229V253H225V255L223 257L218 258L216 256L218 255H215L212 251V249L216 248L214 246L216 245H219L216 244V245H212L214 242L212 241V239L208 240V241H212V244L211 246H213V248L211 247V249H207V254L210 255L209 252H211V257L210 256H205V257H202V262L204 261V259L206 260V264H209V262H211L210 264H223V261L222 259H225L224 260V263L225 264H264V213H263V209H264V206L263 208L261 207ZM259 209V211H260ZM7 210V209H6ZM10 210V209H9ZM7 210V211H3V213H6V215H3V216H0V227L2 226L3 227V230L7 231V234L4 233V235H8V233H11L10 232V226H11V223H13V221H18L19 223V214L17 212V210ZM60 210V209H59ZM65 210V209H63ZM70 210V209H69ZM75 210V207L74 209ZM99 210V208H98ZM105 210V209H103ZM107 210V208H106ZM105 210V211H106ZM109 210V209H108ZM120 210V209H118ZM125 209L124 210V213L127 214V212L130 210H127ZM135 210V208H134ZM143 210V208H142ZM167 210V209H166ZM165 210V211H166ZM173 210V209H172ZM191 210V209H189ZM188 210V211H189ZM196 210V208H195ZM213 210V208H212ZM212 210L209 209V212L212 213ZM226 210V209H225ZM246 210V209H245ZM41 211V210H40ZM43 211V210H42ZM47 211V210H46ZM62 211V209H61ZM91 211V210H90ZM94 211V210H93ZM101 211V210H100ZM113 211V209H112ZM123 210H121L120 214L122 213ZM132 211V209H131ZM162 211V210H161ZM183 211V210H182ZM218 210H216L215 213H217ZM220 211V210H219ZM221 211H223L221 209ZM227 211V210H226ZM250 211V210H249ZM248 211V212H249ZM1 212V210H0ZM21 212V211H20ZM52 212V211H51ZM54 212V211H53ZM64 212V211H63ZM73 212V211H72ZM98 212V211H97ZM102 212V211H101ZM99 212V213H95L94 212L92 214L94 215H102V213ZM133 212V211H132ZM197 212V211H196ZM208 212V213H209ZM225 212V211H224ZM229 212V211H228ZM245 212V211H244ZM40 213V212H39ZM67 213H69L67 211ZM101 213V214H100ZM108 213V212H106ZM110 213V212H109ZM108 213V215H109ZM113 213H115L113 211ZM130 213V212H129ZM128 213V214H129ZM134 213V212H133ZM184 213V211H183ZM189 213V212H188ZM193 213V212H192ZM207 213V214H208ZM222 213V212H221ZM220 213V214H221ZM251 213V212H250ZM256 213V212H255ZM63 214V213H62ZM70 214V213H69ZM104 214V213H103ZM171 214V213H170ZM214 213H212L211 215H213ZM227 214V213H226ZM1 215V214H0ZM66 215V214H65ZM86 216V214H84ZM90 216V214H87ZM112 215V213H111ZM110 215V216H111ZM114 215V214H113ZM112 215V217H113ZM118 215V214H116ZM132 215V213H131ZM135 215V214H133ZM132 215V217H133ZM173 215V214H172ZM188 215V214H187ZM209 215V216H211ZM216 214H214L215 216ZM224 215V213H223ZM247 215V213H246ZM252 215V217H251ZM6 216V220L5 222H1L3 221V219L5 218H2ZM29 216V215H28ZM64 216V215H63ZM74 216V215H73ZM109 216V218H111ZM119 216V215H118ZM123 217V215H121ZM120 216V217H121ZM128 216V215H125V217ZM139 216V215H138ZM192 216V215H191ZM230 216V215H229ZM87 217V216H86ZM92 217V216H90ZM95 217V216H94ZM99 219L102 217L98 216ZM98 217L95 219L97 220H94L93 218V221H98ZM106 217V215H105ZM115 217V215H114ZM113 217V218H114ZM135 217V216H134ZM155 217V216H154ZM176 217V216H175ZM221 217V216H220ZM28 218V217H27ZM41 218V217H40ZM89 218V217H88ZM103 218V217H102ZM108 218V217H107ZM126 218H130V215L129 217H126ZM136 218V217H135ZM149 218V217H147ZM227 218V217H226ZM32 219V217H31ZM73 219V218H72ZM87 219V218H86ZM119 219V218H118ZM121 219V218H120ZM122 219H125V218H122ZM206 219V218H205ZM221 219V220H219ZM225 219V220H224ZM103 220V219H102ZM109 220H112L109 219ZM115 221H117L116 219H114ZM138 219H136L137 221ZM141 220V218L139 219ZM138 220V221H139ZM144 220V219H143ZM141 220V221H143ZM152 220V219H151ZM228 220V221H227ZM91 220V218L89 219V221L86 220V224L84 225V228L83 230H80V232L76 233L74 231H69L68 230H65L64 234L61 233V235H66L67 238L64 239V236L61 238L64 241L63 243V240L60 239H57V241L55 239H53L51 242H49V246L46 245L45 248L42 249V253L39 251V249H37L40 253L38 254H42L44 255L46 252L50 251V252H53L54 254L57 255V257L61 261L64 262V264H96V261L101 259L99 257V253L102 251L98 249H95L93 248V250L91 248H87L88 246V241L86 242V246L83 247L85 244H82L84 243L85 240L87 239H83V237L89 233L92 229H94L97 225ZM100 221V220H99ZM113 221V220H112ZM111 221V222H112ZM119 221V220H118ZM124 221V220H123ZM132 221V220H131ZM135 221V220H133ZM137 221V222H138ZM172 221V220H170ZM174 221V220H173ZM179 221V220H178ZM183 221V220H182ZM201 221V220H200ZM24 222V221H23ZM28 222V221H27ZM104 222V220L102 221ZM105 222H109V221H105ZM104 222V223H105ZM110 222V223H111ZM120 222V221H119ZM126 222V221H125ZM204 222V221H203ZM225 222V224L222 223ZM43 223V222H42ZM113 223V222H112ZM111 223V224H112ZM140 223V222H139ZM145 223V222H144ZM148 223V221L146 222ZM196 223V222H195ZM98 224V222H97ZM106 224V223H105ZM104 224V225H105ZM109 224V223H108ZM135 224V223H134ZM171 224V223H170ZM169 224V225H170ZM196 224H199V223H196ZM227 224V225H226ZM19 225V224H17ZM44 225V224H43ZM103 225V223H102ZM151 225V224H150ZM195 225V224H194ZM204 225H205V222H204ZM203 225V226H204ZM27 226V225H26ZM140 226V225H139ZM146 226V225H145ZM148 226V225H147ZM161 226V225H160ZM191 226V225H190ZM193 226V225H192ZM197 226V225H196ZM195 226V227H196ZM201 226V225H200ZM50 227V226H49ZM129 227V225H128ZM157 227V226H156ZM171 227V226H169ZM208 225H206V229H207ZM23 228V227H22ZM40 228V227H39ZM124 228V227H123ZM127 228V227H126ZM187 228V227H186ZM201 229L203 227H200ZM199 227L198 229L201 230ZM205 228V226H204ZM21 229V228H20ZM96 229V228H95ZM104 229H108V228H105ZM160 229V228H159ZM163 229V228H162ZM170 229V228H169ZM211 229V228H210ZM214 229V231H213ZM128 230V229H127ZM188 230V229H187ZM15 231H18L20 234L23 232H20L19 229L17 230H14V234H11L10 236L8 235L9 238H14L13 235L15 236L14 239H17L16 236L18 235V233H15ZM41 231V230H40ZM40 231H36V232H40ZM47 231V230H46ZM109 231V229H108ZM163 231V230H161ZM177 231V230H176ZM193 231V230H191ZM190 231V232H191ZM106 232V231H105ZM160 232V231H159ZM167 232V231H166ZM195 232V233H194ZM209 232V231H208ZM32 233V232H31ZM41 233V232H40ZM43 233V232H42ZM45 233V232H44ZM43 233V234H44ZM114 233V232H113ZM176 233V232H175ZM186 233V232H185ZM184 233V234H185ZM204 233V232H203ZM210 233V232H209ZM21 234V236H22ZM49 234V233H48ZM108 234V233H107ZM167 235V233H165ZM181 234V233H180ZM188 234V233H186ZM193 234V236H192ZM190 236L189 235H186L184 238V244L187 242L190 243L192 242L190 239H186L187 238H192L193 241H194V244L197 242H199V240L201 241V239H199L196 234V231H193ZM196 234V237L197 238H194ZM205 234V233H204ZM105 235V234H104ZM118 235V234H117ZM156 235V233H155ZM170 235V234H169ZM19 236V235H18ZM46 236V235H45ZM126 236V235H125ZM134 236V235H133ZM161 236V234H160ZM162 236H164L162 234ZM192 236V237H191ZM6 237V239H8V241L10 240H13V239H10ZM20 237V236H19ZM25 237V236H24ZM36 237V236H35ZM34 237V238H35ZM86 237V236H85ZM132 237V236H131ZM22 238V237H21ZM80 238V239H78ZM163 237H161L160 239H162ZM165 238V236H164ZM162 239L164 242L165 240L170 244L173 243V241L175 242L176 244V241L178 242V240L180 241V239H174L172 237H168L166 239ZM182 238V239H183ZM19 239V238H18ZM32 238H30V240H32ZM39 239V238H37ZM95 239V238H94ZM130 239V238H129ZM159 239V240H160ZM195 239V240H194ZM196 239H199V240H196ZM229 239V240H230ZM22 240V239H21ZM29 239H26V240H22L21 242L23 243V245L26 247V246H29L27 244H30L32 243V241H34L35 239H33L30 243L28 242ZM40 240V239H39ZM48 240V239H47ZM185 240H188L185 242ZM204 240V239H203ZM201 241V242H204V241ZM228 240V241H229ZM18 241V240H17ZM20 241V239H19ZM18 241V242H19ZM59 241V242H58ZM151 241V240H148V242ZM182 241V240H181ZM191 241V242H190ZM196 241V242H195ZM207 241V242H208ZM2 242V241H0ZM11 242V241H10ZM37 242V241H36ZM82 242V243H81ZM148 242H145L146 245L149 246V243ZM153 242V240H152ZM161 242V241H159ZM158 242V243H159ZM207 242L204 244L209 245L207 244ZM230 242V241H229ZM6 243H7V240H6ZM4 243V244H6ZM20 243V242H19ZM95 243V242H94ZM144 243V244H145ZM148 243V244H147ZM154 243V242H153ZM152 243V244H153ZM157 243V242H156ZM155 243V244H156ZM157 243V244H158ZM163 243V242H161ZM167 243V245H168ZM186 243V245H188ZM228 243V242H227ZM226 243V246L228 247L231 246L230 243H228L227 245ZM238 243V244H237ZM11 244V243H10ZM100 244V243H99ZM143 244V243H142ZM170 244V245H171ZM193 244V243H191ZM199 244V243H198ZM200 244H203V243H200ZM199 244V245H200ZM236 244V246H235ZM240 244V247L238 246ZM0 245H3V243ZM18 245V244H17ZM31 245V244H30ZM38 245V244H36ZM83 245V246H81ZM154 245V244H153ZM163 245V244H162ZM121 246V245H120ZM145 246V245H144ZM142 246V248L144 247ZM172 246V245H171ZM175 246V245H174ZM185 246V245H184ZM203 246V245H201ZM222 246V245H221ZM23 247V246H22ZM33 247V245H32ZM122 247V246H121ZM137 247V246H136ZM139 247V246H138ZM152 247V245H151ZM159 247V246H158ZM176 247H178V245H176ZM182 247V246H181ZM193 247V246H192ZM205 247V245H204ZM238 249L236 250L235 249V253L233 252L234 249L233 248H237ZM21 248V246H20ZM36 248V247H35ZM125 248V247H124ZM141 248V249H142ZM148 248V247H145V249ZM179 248V247H178ZM186 248V247H185ZM188 248V247H187ZM186 248V250H187ZM198 248V246H197ZM208 248V246H207ZM210 248V247H209ZM219 247H217L216 249H218ZM225 248V247H224ZM19 249V247H18ZM22 249V248H21ZM98 252H95V250ZM102 249V248H101ZM120 249V248H119ZM123 249V248H122ZM140 249V250H141ZM149 249V248H148ZM162 249V248H161ZM173 249H177V248H171V247H164L161 251H155L157 252L158 254L153 256L151 253H149L147 256L145 257H142L141 259L138 257V260L139 261H134V257L136 256H142V255H131L132 256H121V259L123 260V262L120 261V264H199V263H196V262H192V258L191 260L185 256V254H183L182 252H178V249H177V252L178 254H176L174 252ZM204 249V248H202ZM206 249V248H205ZM215 249V250H216ZM221 249V248H220ZM223 249V247H222ZM221 249V250H222ZM24 250V249H23ZM33 250V249H32ZM41 250V249H40ZM136 250V249H135ZM138 250V249H137ZM157 250V249H156ZM183 250V249H182ZM199 250V249H198ZM220 250V252H221ZM228 250V249H225V251ZM242 250V251H241ZM244 250V251H243ZM20 251V250H19ZM104 251V250H103ZM102 251V252H103ZM109 250H106L104 251L107 252ZM113 251V250H112ZM114 251H116L114 249ZM150 251V250H149ZM147 251V252H149ZM194 251V250H193ZM192 251V252H193ZM201 251V250H200ZM199 251V253L201 254V252ZM219 251V250H217ZM230 251V250H229ZM101 252L100 256H104L106 254L103 255V253ZM119 252V251H118ZM133 252V251H132ZM135 252V251H134ZM146 252V251H145ZM191 252V254H192ZM215 252V251H214ZM221 252V253H222ZM22 253V252H21ZM26 253V252H24ZM124 253V252H122ZM126 253V252H125ZM153 253V252H152ZM186 253V252H185ZM222 253V254H223ZM234 253V254H233ZM244 254L241 256V254ZM28 254V253H27ZM36 254V255H38ZM128 254V253H127ZM142 254V253H141ZM144 254V253H143ZM146 254V253H145ZM156 254V253H155ZM198 254V253H197ZM195 254V255H197ZM199 254V255H200ZM203 255L205 253H202ZM227 254V256H226ZM231 254V253H230ZM19 255V254H18ZM17 255V256H18ZM24 255V254H23ZM21 254V256L18 258L16 255V259H19L18 261H13V260H10L11 263L10 264H25V261L23 259V256ZM31 255V254H30ZM151 255V256H149ZM188 255V253H187ZM193 255V256H195ZM13 256V255H12ZM13 256V257H14ZM34 256V255H33ZM39 256V255H38ZM220 256V254H219ZM229 256V257H230ZM240 256V257H239ZM26 257V255H25ZM24 257V258H25ZM36 257V256H34ZM56 257V258H57ZM108 257V256H107ZM106 257V260L108 261L109 257L107 258ZM211 258L210 260L211 261H208L209 258ZM112 259V257H110ZM114 258V257H113ZM124 258V259H123ZM145 258H148L147 260H145ZM189 259L188 261H185L186 259ZM195 258V257H194ZM193 258V259H194ZM208 258V259H206ZM33 259V257H32ZM120 259V258H118ZM120 259V260H121ZM133 259V260H132ZM229 259V261H230ZM116 261V258L114 259ZM132 260V261H130ZM136 260V259H135ZM199 260V259H198ZM227 260V261H226ZM30 261V259L28 260ZM119 261V260H118ZM208 261V263H207ZM226 261V262H225ZM106 262V261H105ZM110 261H108V263L106 264H113V263H109ZM113 262V261H112ZM222 262V263H221ZM7 263V262H6ZM9 263V261H8ZM116 262H114L115 264ZM200 263H201V260H200ZM204 263V264H205ZM30 264V263H29ZM100 264V263H99ZM105 264V263H103ZM119 264V263H118Z\"/></svg>", "mask_w": 264, "mask_h": 264}, {"label": "water", "instance_id": "water-1", "mask_svg": "<svg viewBox=\"0 0 264 264\" xmlns=\"http://www.w3.org/2000/svg\"><path fill=\"white\" fill-rule=\"evenodd\" d=\"M39 15H40V14H38V16H39ZM38 16H37V17H38ZM37 17H33V16H32L31 20H34V19H36Z\"/></svg>", "mask_w": 264, "mask_h": 264}]
</instances>
